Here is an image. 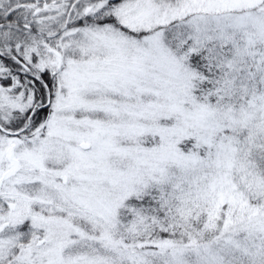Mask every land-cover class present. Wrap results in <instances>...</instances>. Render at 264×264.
Masks as SVG:
<instances>
[{
    "label": "snow or ice",
    "instance_id": "1",
    "mask_svg": "<svg viewBox=\"0 0 264 264\" xmlns=\"http://www.w3.org/2000/svg\"><path fill=\"white\" fill-rule=\"evenodd\" d=\"M0 264H264V0H0Z\"/></svg>",
    "mask_w": 264,
    "mask_h": 264
}]
</instances>
